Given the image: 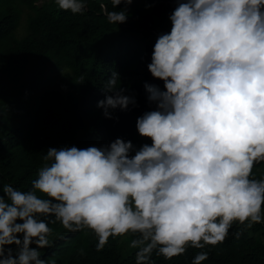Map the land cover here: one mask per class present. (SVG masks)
Returning a JSON list of instances; mask_svg holds the SVG:
<instances>
[{
	"label": "trees",
	"instance_id": "trees-1",
	"mask_svg": "<svg viewBox=\"0 0 264 264\" xmlns=\"http://www.w3.org/2000/svg\"><path fill=\"white\" fill-rule=\"evenodd\" d=\"M36 1L0 0V208L22 214L0 264H264V20L246 12L252 0ZM217 48L200 92L220 102L217 136L204 143L197 120L160 161L131 135L190 102L191 89L169 87L199 84ZM248 62L237 81L230 68ZM64 69L65 93L53 86ZM143 182L159 195L130 225L142 245L121 254L110 205Z\"/></svg>",
	"mask_w": 264,
	"mask_h": 264
},
{
	"label": "rangeland",
	"instance_id": "rangeland-1",
	"mask_svg": "<svg viewBox=\"0 0 264 264\" xmlns=\"http://www.w3.org/2000/svg\"><path fill=\"white\" fill-rule=\"evenodd\" d=\"M43 0H37V3L42 2ZM264 0H252L250 5L246 8V12L252 19L256 20H264V8L262 7V3ZM26 32V19L25 15H23L20 19L19 26L17 27L16 33L18 36L23 35ZM156 35H159L160 38L163 36L159 34L158 31H154ZM153 42L160 48L161 51H165V47L162 42L158 39L153 38ZM218 49V48H217ZM217 49L215 52L212 49L207 50L200 62L201 69L199 74V84H191V82H185L181 80L179 76H177L176 82H173L169 87L171 91L176 90H184L191 89L193 91V95L191 97L190 102L185 103L184 108L177 109L175 111V115L173 119L169 120V123L166 125L161 123L159 125H151L139 127L136 129L134 134L131 135V139L137 146H141L142 148L151 150L156 152L160 161L166 160L167 156L175 149H177L181 142L183 141L182 135L187 129H191L195 126L196 121H200V127L202 134V139L204 143L209 144L208 140L209 135L217 136L218 130L216 125V112L213 110H220V102L209 101L208 103H204L203 100L200 99V92L203 89L204 85L203 80H208L211 78L209 76L210 69H217L216 55ZM221 50V49H220ZM221 58V57H220ZM219 58V60H220ZM183 66V70L189 74H193L188 70V64L186 61L181 63ZM257 65L248 63H242L231 67L230 70L233 73H238L239 76L236 79L239 82H243L248 73L251 74L254 70L251 67H256ZM196 73V72H194ZM201 73V74H200ZM187 77V79H188ZM70 75L64 69L59 75L58 79L54 82V88L61 90L65 93L68 89L70 83ZM184 82V83H183ZM228 102L231 103L232 99L228 98ZM215 105L212 106V105ZM200 106V107H199ZM200 108L202 111V115L198 113L197 108ZM231 110H226L225 115L222 117V120L225 122L226 117H230ZM168 126V129L166 128ZM167 131V133H166ZM167 136V138H165ZM198 139V138H196ZM200 144V142H198ZM155 184H151L148 182H143L139 185V187L130 192H117L110 208L120 214L121 221V235L119 239L120 252L121 254H127L134 251L136 248L140 247L142 243L134 242L130 238V225L133 220L137 217V214L140 208L144 205L145 201L150 195L158 196L159 193L154 190ZM0 221L4 224L5 228L0 232V251L2 249L12 248L15 244V240L19 237L20 227L22 225V214L20 211L14 208H0Z\"/></svg>",
	"mask_w": 264,
	"mask_h": 264
},
{
	"label": "clouds",
	"instance_id": "clouds-1",
	"mask_svg": "<svg viewBox=\"0 0 264 264\" xmlns=\"http://www.w3.org/2000/svg\"><path fill=\"white\" fill-rule=\"evenodd\" d=\"M221 49V50H220ZM222 52V48H219L218 50H217V54H220ZM216 63H217V66H218V64H219V62L218 61H216ZM216 66V67H217ZM197 74V73H196ZM198 76H199V74H197Z\"/></svg>",
	"mask_w": 264,
	"mask_h": 264
},
{
	"label": "built area",
	"instance_id": "built-area-1",
	"mask_svg": "<svg viewBox=\"0 0 264 264\" xmlns=\"http://www.w3.org/2000/svg\"><path fill=\"white\" fill-rule=\"evenodd\" d=\"M209 76H210V75H209ZM206 82H207V80H206V79H204V80H203V84H206Z\"/></svg>",
	"mask_w": 264,
	"mask_h": 264
}]
</instances>
